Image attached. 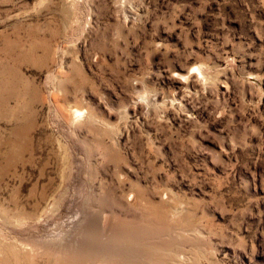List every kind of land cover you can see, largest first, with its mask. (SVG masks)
<instances>
[{
  "label": "rangeland",
  "instance_id": "rangeland-1",
  "mask_svg": "<svg viewBox=\"0 0 264 264\" xmlns=\"http://www.w3.org/2000/svg\"><path fill=\"white\" fill-rule=\"evenodd\" d=\"M0 264H264V0H0Z\"/></svg>",
  "mask_w": 264,
  "mask_h": 264
}]
</instances>
